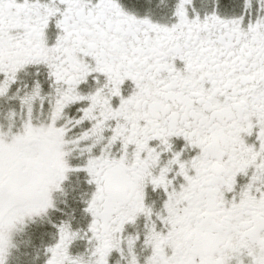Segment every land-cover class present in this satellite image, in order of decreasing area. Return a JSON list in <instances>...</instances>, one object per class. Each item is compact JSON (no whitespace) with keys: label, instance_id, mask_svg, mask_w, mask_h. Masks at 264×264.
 I'll use <instances>...</instances> for the list:
<instances>
[{"label":"snow or ice","instance_id":"6c2138e0","mask_svg":"<svg viewBox=\"0 0 264 264\" xmlns=\"http://www.w3.org/2000/svg\"><path fill=\"white\" fill-rule=\"evenodd\" d=\"M0 264H264V0H0Z\"/></svg>","mask_w":264,"mask_h":264}]
</instances>
